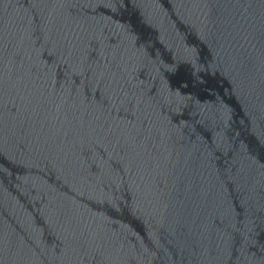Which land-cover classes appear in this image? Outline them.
Segmentation results:
<instances>
[{"label":"water","instance_id":"obj_1","mask_svg":"<svg viewBox=\"0 0 264 264\" xmlns=\"http://www.w3.org/2000/svg\"><path fill=\"white\" fill-rule=\"evenodd\" d=\"M0 264H264V0H0Z\"/></svg>","mask_w":264,"mask_h":264}]
</instances>
